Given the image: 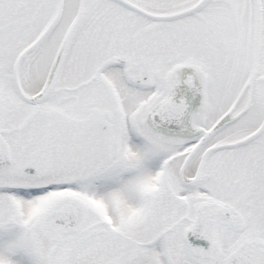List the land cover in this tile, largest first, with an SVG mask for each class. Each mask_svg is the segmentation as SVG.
<instances>
[{"label":"snow or ice","instance_id":"snow-or-ice-1","mask_svg":"<svg viewBox=\"0 0 264 264\" xmlns=\"http://www.w3.org/2000/svg\"><path fill=\"white\" fill-rule=\"evenodd\" d=\"M0 264H264V0H0Z\"/></svg>","mask_w":264,"mask_h":264}]
</instances>
